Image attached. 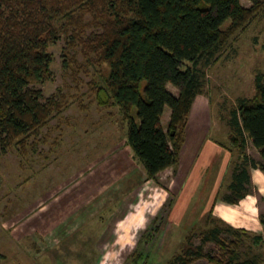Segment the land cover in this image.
Returning a JSON list of instances; mask_svg holds the SVG:
<instances>
[{"label":"rangeland","instance_id":"1","mask_svg":"<svg viewBox=\"0 0 264 264\" xmlns=\"http://www.w3.org/2000/svg\"><path fill=\"white\" fill-rule=\"evenodd\" d=\"M242 4L251 2L242 0ZM91 18L86 13L83 22L91 25L81 33L76 29L74 35L86 39L100 32ZM72 34V27L60 32L50 47L52 81L35 85L43 93L42 101L60 98L61 110L36 136H28L24 154L17 144L0 148V254L4 256L0 264H162L166 255L182 251L187 235L193 244L201 243L199 232L206 226L208 212L194 218L219 174L221 181L232 174L236 154L229 168L215 143L230 144L232 110L238 98L253 95L255 75L264 72V10L238 30L215 58L199 64L203 90L187 117L186 145L178 162L156 180L147 177L129 147L119 109L96 104L91 83L98 81V68L89 64L87 50L78 36L69 37ZM169 86L177 95L178 89ZM133 117L139 123L135 109ZM169 119L166 106L161 118L165 132ZM246 152L260 160L250 142ZM188 171L182 189L181 176ZM250 232L243 238L242 250L258 254L262 262L264 242L254 246L256 232ZM230 237L221 234L222 239ZM204 249L219 253L215 242L206 243ZM192 264L210 263L199 259Z\"/></svg>","mask_w":264,"mask_h":264},{"label":"trees","instance_id":"2","mask_svg":"<svg viewBox=\"0 0 264 264\" xmlns=\"http://www.w3.org/2000/svg\"><path fill=\"white\" fill-rule=\"evenodd\" d=\"M249 1L246 7L241 0H0V148L17 144L24 154L28 136H36L61 110L60 98L42 101L43 93L35 85L53 79L50 47L59 33L72 27L69 37L74 40L76 29L81 33L91 25L83 22L90 13L101 31L77 39L87 50L89 64L98 68V81L91 83L96 104L119 109L129 147L147 177L156 180L178 162L188 114L203 90L199 64L215 58L238 30L264 10V0ZM168 84L178 89L177 95ZM254 88L250 97L238 98L229 120L234 139L224 144L237 153L229 192L222 196L231 204L248 190L250 167L264 172V72L255 75ZM166 106L170 108L167 132L161 125ZM248 142L260 160L247 154ZM260 219L264 225L262 215ZM205 221L199 232L201 243L193 244L187 235L182 251L166 255L162 264H192L199 259L210 264H264L258 254L242 250L250 231L223 222L212 210ZM222 233L231 237L222 239ZM209 242L219 246L218 254L205 251ZM263 242L264 235L254 233L252 244L260 247Z\"/></svg>","mask_w":264,"mask_h":264},{"label":"crops","instance_id":"3","mask_svg":"<svg viewBox=\"0 0 264 264\" xmlns=\"http://www.w3.org/2000/svg\"><path fill=\"white\" fill-rule=\"evenodd\" d=\"M167 87L171 91L169 84L167 85ZM194 105H195V100L193 102L192 107ZM183 145L184 146L186 145V141L184 142ZM215 146L218 150L219 155L224 157L225 162L229 161L228 167L230 168L231 160L233 159V156L235 154L237 156L236 151L235 152L231 151L229 149L230 147L225 146L224 143L219 142V141L215 143ZM199 154H200V151L197 155L195 154L196 155L195 160L197 159ZM195 155L191 157V159L194 158ZM186 168L187 167H185V169ZM248 171L250 174V185H246L248 190L245 191V195L242 198H240L239 201L235 204L227 203L222 198L223 194L229 192L227 186L231 180V176L229 175L228 181H225V179L224 181L223 179L221 181L222 174H219V178H217L218 182L216 183L214 190L211 192L210 197L205 201V203L203 202L204 206H201V208L198 210L200 214L198 213V216L195 217L194 219L200 218V215L205 214L206 212L212 210L213 216L217 217L223 222L230 224L231 226L235 228H243L245 230L256 232V233H261L264 235V225L261 223V219H260L261 215L264 218V206H261L262 204L264 205V172H262L259 168H254V167H250ZM185 173H183V176H181V174L179 175L182 177L181 178L182 179L181 180L182 189H183V186L187 185L186 179L189 175V171L187 172L186 175ZM259 197L262 198L261 202L259 201ZM186 215L188 214H187V211L185 210V214L183 218L187 219ZM189 216L192 217L190 214Z\"/></svg>","mask_w":264,"mask_h":264},{"label":"water","instance_id":"4","mask_svg":"<svg viewBox=\"0 0 264 264\" xmlns=\"http://www.w3.org/2000/svg\"><path fill=\"white\" fill-rule=\"evenodd\" d=\"M233 137V136H232ZM232 140L234 139V138H231Z\"/></svg>","mask_w":264,"mask_h":264}]
</instances>
